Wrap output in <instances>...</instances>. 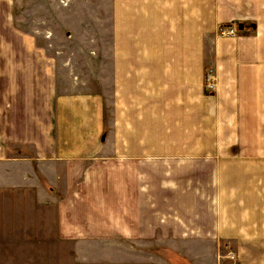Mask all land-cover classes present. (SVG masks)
I'll return each instance as SVG.
<instances>
[{
    "label": "crops",
    "instance_id": "obj_1",
    "mask_svg": "<svg viewBox=\"0 0 264 264\" xmlns=\"http://www.w3.org/2000/svg\"><path fill=\"white\" fill-rule=\"evenodd\" d=\"M17 9L0 0V264H264V0H139V52L88 56L114 104L65 89ZM115 237L139 261L64 246Z\"/></svg>",
    "mask_w": 264,
    "mask_h": 264
},
{
    "label": "rangeland",
    "instance_id": "obj_2",
    "mask_svg": "<svg viewBox=\"0 0 264 264\" xmlns=\"http://www.w3.org/2000/svg\"><path fill=\"white\" fill-rule=\"evenodd\" d=\"M115 12L118 15L126 14L127 31L123 32V37L121 32L111 31V25L115 23ZM17 19L23 28L37 34L39 41L46 44L48 52L63 65L61 72L66 76L65 89L73 90L71 80L77 77L78 84L72 80L77 85L75 87H83L84 82L90 86V90L106 91L112 103L116 102L113 81L105 82L104 86L92 79L88 56L99 58L113 54L116 40L119 46L122 45L117 54L139 52V0H18ZM132 26L138 31H129L128 28ZM64 62H68V65L64 66ZM204 88L208 94L212 93L205 84ZM110 108L114 110L112 105ZM107 115L111 120L114 118L112 112H107ZM91 242L87 239L65 241L64 246L133 248V251L122 252L119 258L135 260L137 257L139 261V238L115 237L109 242Z\"/></svg>",
    "mask_w": 264,
    "mask_h": 264
},
{
    "label": "built area",
    "instance_id": "obj_3",
    "mask_svg": "<svg viewBox=\"0 0 264 264\" xmlns=\"http://www.w3.org/2000/svg\"><path fill=\"white\" fill-rule=\"evenodd\" d=\"M226 30H227L226 31L227 34L233 35L235 32H237L238 26L236 23H234L229 25ZM204 83L208 90H210L211 92L215 91L216 85L218 83V79L215 69H213L212 67H209L207 69V72L205 73Z\"/></svg>",
    "mask_w": 264,
    "mask_h": 264
}]
</instances>
